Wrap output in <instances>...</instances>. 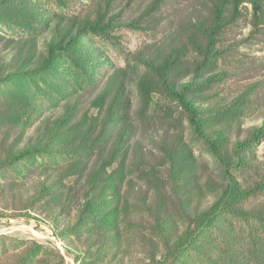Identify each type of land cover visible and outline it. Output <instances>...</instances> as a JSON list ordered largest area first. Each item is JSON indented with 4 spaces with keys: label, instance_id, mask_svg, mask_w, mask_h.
Wrapping results in <instances>:
<instances>
[{
    "label": "rangeland",
    "instance_id": "374dc122",
    "mask_svg": "<svg viewBox=\"0 0 264 264\" xmlns=\"http://www.w3.org/2000/svg\"><path fill=\"white\" fill-rule=\"evenodd\" d=\"M201 1L0 0V264H264V22L245 3L193 78L220 154L149 64L201 63Z\"/></svg>",
    "mask_w": 264,
    "mask_h": 264
},
{
    "label": "trees",
    "instance_id": "16d2710c",
    "mask_svg": "<svg viewBox=\"0 0 264 264\" xmlns=\"http://www.w3.org/2000/svg\"><path fill=\"white\" fill-rule=\"evenodd\" d=\"M203 6L210 10L211 14V24L210 28H207V31H205L206 34V45L199 49V52L201 56H203V59L201 63H198V65L192 67L191 73L189 75H186L185 77H179L177 74L176 76L178 78L172 77L173 67L176 65L175 63L178 61L177 55H173L171 53L166 58L160 59V63L158 65L151 64L150 66L155 71V73L158 76V80L160 84L163 86L164 90L170 94L172 97H174L180 105L184 108V110L188 114V118L190 120V123L192 127L194 128L195 132L204 137L206 140H209L211 144L213 145L214 151L220 154V147L226 142L227 136L223 132L221 128H215L212 130V132L209 134L206 131V126H204V119L202 118L201 111L199 110V106L197 103L193 101V99L190 96V90L193 88V86L197 85L196 81H194L193 78H197V75L199 73L200 68L206 63V59L210 55L211 49H214L215 43L217 41V37L223 27L226 25L234 22L239 16L241 15V8L245 3H250L253 8V22L254 26H258L260 23L264 22V0H202L201 1ZM96 25H91V27H95ZM82 33V32H81ZM72 39H55L52 41V44L50 45L51 49L57 51L59 49H65L71 48ZM20 68V67H19ZM117 74L112 75L110 78V83L114 82V84H117L119 82V79L116 78ZM6 78V77H5ZM4 77H0V82L5 80ZM181 78V85L177 86L172 80ZM180 80V79H179ZM108 93L110 91L107 90ZM58 120L59 123H61V119ZM58 124V123H57ZM254 138L258 139L259 134L255 133ZM47 144V143H45ZM246 143H238V146L243 147ZM43 144L41 143H33L30 142V145L24 146L23 148L16 151H11V156L13 158L23 157L26 155H30L36 150H39ZM13 160V159H12ZM48 185L45 182L42 186L43 190L45 192H51L52 190L48 189ZM97 198V197H95ZM94 202H89L86 204L90 209L93 206ZM218 211L216 212V214ZM255 218H258V220L264 225V214H261L259 212H254L252 215ZM203 218H199L196 221V224L198 225L197 228H200L201 226L210 225L213 221L215 216L212 212H209L207 217L202 216ZM200 219H202V223L200 225ZM69 254H71L69 251H67ZM62 256V255H61ZM63 258V256L61 257Z\"/></svg>",
    "mask_w": 264,
    "mask_h": 264
}]
</instances>
